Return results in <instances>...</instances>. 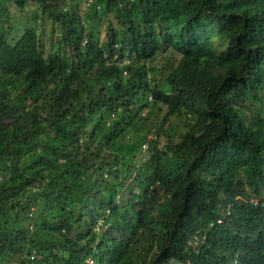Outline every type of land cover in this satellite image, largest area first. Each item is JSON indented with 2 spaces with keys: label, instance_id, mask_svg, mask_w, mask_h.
<instances>
[{
  "label": "trees",
  "instance_id": "trees-1",
  "mask_svg": "<svg viewBox=\"0 0 264 264\" xmlns=\"http://www.w3.org/2000/svg\"><path fill=\"white\" fill-rule=\"evenodd\" d=\"M89 258L264 264V0H0V264Z\"/></svg>",
  "mask_w": 264,
  "mask_h": 264
},
{
  "label": "rangeland",
  "instance_id": "rangeland-1",
  "mask_svg": "<svg viewBox=\"0 0 264 264\" xmlns=\"http://www.w3.org/2000/svg\"><path fill=\"white\" fill-rule=\"evenodd\" d=\"M7 4L9 5V9L10 11L16 13L18 10V8L14 5V4H10L7 2ZM82 8L84 9V7L82 6ZM28 9V8H27ZM22 13H24L23 11L21 12H17L16 15L14 16L15 19V25L17 26H25L27 24H31L32 26H36L39 28L38 29V33L41 39V43H42V47L44 52L47 54L49 52H54L56 50H59V44H58V40L57 37L59 36V34L56 32L53 35H51L50 33V28H51V22L49 19H47L46 17L44 18H40L38 16V18H40V20H34L31 17H25ZM111 17V18H109ZM112 18L111 16H106V15H101L100 19H99V23L100 25L97 27L98 32L99 33V38H103V28L105 27V25H107L108 21ZM11 20L8 19L7 21L4 22V27L9 28ZM13 33V31H11V34ZM144 113H147V110L144 109ZM150 135V134H149Z\"/></svg>",
  "mask_w": 264,
  "mask_h": 264
},
{
  "label": "clouds",
  "instance_id": "clouds-1",
  "mask_svg": "<svg viewBox=\"0 0 264 264\" xmlns=\"http://www.w3.org/2000/svg\"><path fill=\"white\" fill-rule=\"evenodd\" d=\"M123 74H125V71H123ZM110 119H111V118H110ZM148 136H150V135H148ZM142 146H143V148H146V147L148 146V143H147L146 141H144V142L142 143ZM225 212H226V214H228V208L226 209ZM221 220H222V219L219 218L217 221H218V222H221ZM87 261H88L89 264H93V260H92L91 258H89Z\"/></svg>",
  "mask_w": 264,
  "mask_h": 264
},
{
  "label": "built area",
  "instance_id": "built-area-1",
  "mask_svg": "<svg viewBox=\"0 0 264 264\" xmlns=\"http://www.w3.org/2000/svg\"><path fill=\"white\" fill-rule=\"evenodd\" d=\"M198 242H199L198 237H195V238L193 239V242H192L193 247H196V245L198 244ZM16 264H18V263H16Z\"/></svg>",
  "mask_w": 264,
  "mask_h": 264
}]
</instances>
